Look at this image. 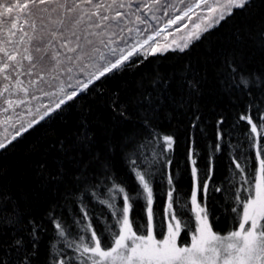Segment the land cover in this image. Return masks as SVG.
<instances>
[{
	"label": "snow or ice",
	"instance_id": "6c2138e0",
	"mask_svg": "<svg viewBox=\"0 0 264 264\" xmlns=\"http://www.w3.org/2000/svg\"><path fill=\"white\" fill-rule=\"evenodd\" d=\"M0 264H264V0H0Z\"/></svg>",
	"mask_w": 264,
	"mask_h": 264
}]
</instances>
